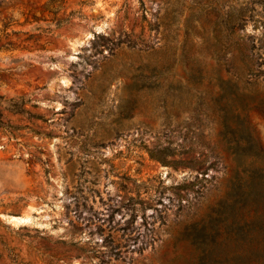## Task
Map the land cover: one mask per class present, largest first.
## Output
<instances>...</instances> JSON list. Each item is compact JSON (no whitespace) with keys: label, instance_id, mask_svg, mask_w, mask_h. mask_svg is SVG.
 <instances>
[{"label":"rangeland","instance_id":"374dc122","mask_svg":"<svg viewBox=\"0 0 264 264\" xmlns=\"http://www.w3.org/2000/svg\"><path fill=\"white\" fill-rule=\"evenodd\" d=\"M0 264H264V0H0Z\"/></svg>","mask_w":264,"mask_h":264},{"label":"bare ground","instance_id":"6f19581e","mask_svg":"<svg viewBox=\"0 0 264 264\" xmlns=\"http://www.w3.org/2000/svg\"><path fill=\"white\" fill-rule=\"evenodd\" d=\"M24 220V219H23Z\"/></svg>","mask_w":264,"mask_h":264}]
</instances>
